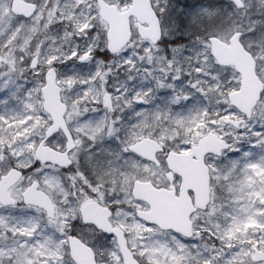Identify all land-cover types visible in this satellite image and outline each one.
Wrapping results in <instances>:
<instances>
[{"label": "rangeland", "instance_id": "obj_1", "mask_svg": "<svg viewBox=\"0 0 264 264\" xmlns=\"http://www.w3.org/2000/svg\"><path fill=\"white\" fill-rule=\"evenodd\" d=\"M106 1L121 10L127 8L129 3L128 0ZM239 1L244 4L242 9L237 7L234 0H156L153 6L162 23L160 13L165 8L169 9L165 14L170 26L167 32L163 28L164 37L168 40L176 35L186 36L189 33H202L199 34L202 37L217 35L212 28L217 21L228 23L230 31L217 35L227 40L235 31L252 29L264 22L262 0ZM44 9L45 5L33 20L16 28L14 34L5 40L11 48L17 43L16 51L11 50L13 59L10 56L0 57V104L14 103L21 108L20 124L15 125L10 142L0 144V176L12 166L24 169L27 173L25 178L11 190L14 199L20 198L33 180H38L42 189L60 204L55 221L48 220L38 209L21 204L10 210L0 207V264H72L64 239L61 238L65 224L69 218L73 219L78 215L81 203L89 192L103 203H108L114 196V190L103 185L102 188L92 186L87 180L81 185L71 173L65 176L54 167L36 166L35 147L42 138V129L47 125L48 118L42 110L41 95L35 90L37 75L30 74L27 69L30 56L39 55L41 65H56L61 73L65 72L63 66L69 60L75 61L73 66L85 77L79 82L66 79L61 81L65 87V100L70 106L68 123L75 134L84 127H107V135L97 140V145L106 143L123 132L126 139L119 141L122 148L117 157L125 154L128 145L148 136L156 137V140L167 147L174 141L185 138L182 146L195 145L203 133L200 117L207 115L209 111L238 118L236 113L224 107L227 104L225 86L228 84L229 88L237 79L226 69L210 73V63L205 61L209 51L207 44H204L198 55L197 67L187 71L190 80H184L180 72L173 70V63L169 62L164 65L168 69H162L159 74L149 68L148 73L138 72L136 79L129 78L126 75L132 72V67L137 68L136 63L151 67L156 59V49H151L149 44L145 48L136 45L137 41H134L138 38H135L120 56L104 61L102 53L105 51L106 41L103 34L106 25L103 26L98 18L93 0L57 2L47 15ZM171 12L182 20L175 28L169 20ZM12 23L9 0H0V36ZM136 26L133 23L135 33ZM218 30L225 32L228 29L222 25ZM34 37L37 39L33 41ZM56 37L59 38L58 47L53 51L59 53L58 61L54 60L53 55L44 54L45 45H49V41ZM249 47L264 48V40L258 36L249 43ZM82 57H88L89 60L80 65L78 60L83 59ZM260 76L264 77V67L260 69ZM107 88L110 89L115 104L113 113H108L101 106L100 97L102 98ZM76 97H80V103L76 102ZM139 97L146 99L143 107L132 104V99ZM127 108L131 110L128 112L129 118L135 121L122 126L119 116ZM77 122L80 127L74 126ZM210 130L238 143L232 144L231 151L224 155L222 161L213 163L217 165V181L224 177L222 167L231 161L232 154H241L243 158L235 162V169L250 157L259 158L264 155V105L259 107L255 117L241 131L226 129L223 125L218 128L211 126ZM51 146L56 149L64 148L63 137L54 138ZM77 156L78 152L74 153L72 159L76 160ZM101 157L99 155L95 162L86 158L84 163L93 172H103L102 175L106 176L110 170L105 167ZM118 159L114 163L123 166L121 159ZM127 161L128 167L121 169L130 171L123 178L126 186L131 176L135 177L137 173L143 176L144 169L148 168L133 159ZM69 187L73 189L72 196L69 194ZM261 193H264V165L263 169L258 170L249 164L240 174L236 173L230 199L219 208L215 204L211 211L207 231L212 234L214 242L222 245L220 249L201 245V230L197 231L194 242L187 243L173 234H163L139 223L131 209L141 208V205L127 192L124 194V201L119 199L126 205L117 202V216L125 223L128 219L132 220L128 229L132 232V239L136 240L137 257L145 264H192L200 260L203 264H254V250L264 251V217L263 208L259 204L263 203ZM73 197L74 202L69 207V200ZM144 231L148 235L146 241L142 240ZM99 251L105 257V261L100 264H119L115 248L110 249L105 244Z\"/></svg>", "mask_w": 264, "mask_h": 264}, {"label": "water", "instance_id": "obj_2", "mask_svg": "<svg viewBox=\"0 0 264 264\" xmlns=\"http://www.w3.org/2000/svg\"><path fill=\"white\" fill-rule=\"evenodd\" d=\"M133 5L126 12H119L115 6L108 5L104 0H98V6L102 19L108 23L109 30L107 33L108 51L111 55L119 53L124 49L132 38V32L130 27L131 17L136 18L141 26L138 28V33L142 39H148L154 44H158L162 40V31L157 15L152 9L151 0H132ZM12 12L26 19L32 18L37 12V6L34 4H28L23 0L12 1ZM147 25L148 27H145ZM241 34H236L230 41V45H227L220 40L210 39L212 55L221 66H234L238 73L241 75V89L239 92L229 95V101L232 106L236 107L242 114L250 118L252 111L255 108L257 101L260 99L262 92V84L256 76V66L251 55L247 53L239 41ZM31 67L33 69L38 67V58H35ZM57 75L54 70H50L46 74V86L42 89L44 98V109L51 115L53 119V125L47 132V138L57 133L62 129L65 135L70 139L69 133L66 128L64 116L66 114V106L62 104L60 93L61 89L56 84ZM105 103L109 108H112V102L109 95H106ZM240 122L233 120H226L225 124L233 125L238 128L241 125ZM228 145L224 140H220L214 134H208L203 138L198 147L193 148L191 156H195L203 162L204 157L208 154L221 156L223 150H227ZM131 151L138 155L153 160L157 152H161L162 148L154 140L146 139L136 146L131 148ZM38 159L43 163H54L62 168H69L71 163L67 159V154L60 155L41 146L37 153ZM175 159H180L183 156L177 154H171ZM22 174L16 170L11 171L8 175L2 177L0 182V203L4 206L14 205L15 202L10 197L8 191L11 187L19 182ZM150 184L136 183L134 188V197L140 200H148L147 194L152 191ZM154 191V190H153ZM156 192V191H154ZM146 193V195H145ZM25 204L34 205L45 210L50 218H54V206L52 205L49 197L41 191H38V184L34 183L30 186L23 195ZM152 205L151 212L143 213L139 212L138 217L145 220L148 223L156 224L163 230L173 229L176 232L184 234L190 237V233L187 228L174 225L176 222L167 220L164 217L163 205L158 197L155 196L149 201ZM200 206H205L208 202V190H206L205 198L200 200ZM84 222L95 224L98 229L104 232H114L119 239L121 245V251L125 264H138L132 254L128 251L125 241L119 230H112L108 222V210L102 208L97 204L87 205L83 212ZM101 216L102 220L98 217ZM186 223V221L181 222ZM88 251L82 248H77L71 245V255L75 262L78 264H87L90 260V255H87ZM87 260V261H86ZM254 262H264V252L256 251ZM93 263V259L90 260Z\"/></svg>", "mask_w": 264, "mask_h": 264}, {"label": "flooded vegetation", "instance_id": "obj_3", "mask_svg": "<svg viewBox=\"0 0 264 264\" xmlns=\"http://www.w3.org/2000/svg\"><path fill=\"white\" fill-rule=\"evenodd\" d=\"M65 150V149H64ZM190 150H182L181 153H189ZM76 153V152H75ZM94 156L92 160L95 162L99 159V151L96 153H93ZM96 154V156H95ZM102 161L103 158L101 157ZM167 160V153L161 154L158 157L159 165H153L148 162H143V165H147L149 169H147V173L144 175H147V177H150L151 175L154 179H151L154 181L155 187L158 189H164L168 191L167 194L164 196L169 200L173 198L172 200L169 201H175L178 200L181 197V190L183 186V178L179 175L173 174L166 163ZM230 163L227 166V183L229 184L228 191H230V188L232 189V185L234 184V166H235V158L232 156L230 159ZM76 160H73V162ZM143 161V160H142ZM216 162V159L213 157H208L206 158V164L209 169V176H210V185L212 187V182H213V176L215 175V170L213 166H211V163ZM78 164V163H77ZM79 165V164H78ZM238 172V170H237ZM66 176V174H64ZM68 175V174H67ZM146 177V178H147ZM190 178V177H189ZM191 184V178L190 181H188V185ZM213 189V188H212ZM101 191V189H99ZM124 197V195H123ZM260 198H262V201H264V193L260 194ZM186 200H189L192 204L195 203V194L193 191L188 190ZM88 203V202H87ZM112 207L113 211V217L111 218V225L113 228H122L125 233V237L128 243L129 248L132 250V252L136 253V240L132 239V232L128 229L129 228V222L125 223L124 221H120V219L117 216L118 213V207L116 208L114 205L109 203ZM264 205V204H261ZM82 209V208H81ZM211 210V206L208 208V211ZM208 211L206 213L202 212H196L191 220L193 224V230L196 233L197 231L201 230L203 233V236H206V232L209 228V222L211 219V214H208ZM81 212V210H80ZM67 229L63 230L62 235H63V242L65 243V249L69 251V238L74 237L80 240L84 245L90 247L96 255V259L98 264L103 263L105 261L104 255L99 251L100 249L104 248L105 244H108L110 249L115 248L116 252L119 255V260L122 264V260L120 257V252H119V246L118 242L115 236L112 235H106L102 231L97 230L95 227L90 226V225H84L82 221H77V223L72 226L70 223L66 227ZM147 232L145 231V234ZM147 240V237L145 238ZM187 242H194L192 241H187ZM109 261V260H106Z\"/></svg>", "mask_w": 264, "mask_h": 264}, {"label": "clouds", "instance_id": "obj_4", "mask_svg": "<svg viewBox=\"0 0 264 264\" xmlns=\"http://www.w3.org/2000/svg\"><path fill=\"white\" fill-rule=\"evenodd\" d=\"M260 37V39L264 40V22L256 26L252 29H247L241 32V35L239 37L240 43L245 46L246 50L250 52V54L253 56V58L256 60L257 63V71L259 72L262 67H264V48L257 49L256 47H249V43L251 41H255L257 37ZM264 105V97H261L257 101L256 107ZM76 127H80L81 125L79 122H77ZM115 131V129H112ZM109 129L107 127L101 128L99 125H97L96 128H88L84 127L82 131H79L75 134L74 139L76 140V146L72 150L73 152H78L77 160L73 162V165H71L67 171L71 173L72 176H74L77 180V183L83 185V181L87 180L89 184H93L95 186H99L98 181L95 179L92 171L88 166L84 163V160L87 158V156L93 154L97 150V140L103 139L106 135ZM95 137V139L93 138ZM77 163L79 166L77 167ZM36 179H39L37 177ZM42 186V185H41ZM105 193L107 195V189L105 188ZM70 196L73 194V189L71 187L68 188ZM89 194H91L89 192ZM74 202V197L69 200V207ZM72 220L69 218L70 225L74 226L77 221Z\"/></svg>", "mask_w": 264, "mask_h": 264}, {"label": "trees", "instance_id": "obj_5", "mask_svg": "<svg viewBox=\"0 0 264 264\" xmlns=\"http://www.w3.org/2000/svg\"><path fill=\"white\" fill-rule=\"evenodd\" d=\"M36 3H47L48 5L52 4L54 2V0H30ZM177 22H179L178 17L176 15L172 14V23L176 24ZM81 23V22H80ZM16 24L12 23L4 32V34L0 37V56H6L7 53V49H8V44L5 42V40L7 38H9L10 36H12L16 30ZM193 37H189L188 35H186L185 37L182 35H177L175 39H173L174 44H177L178 46L186 44L187 41L193 40ZM177 40V41H176ZM178 40H180V42H178ZM205 40V39H204ZM56 41V39H55ZM166 43H168L166 41ZM56 46V44H55ZM179 57V62L176 61V66L181 69H185L189 64H191L193 57H191V53L189 51H182L181 53L178 54ZM173 59V56L167 52H165V55L162 54L161 56V60H164V64L167 61H170ZM182 63V64H181ZM43 71V69L41 68L38 73H41ZM40 83L43 82V77L41 75L40 77ZM35 90H37V87L35 88Z\"/></svg>", "mask_w": 264, "mask_h": 264}, {"label": "snow or ice", "instance_id": "obj_6", "mask_svg": "<svg viewBox=\"0 0 264 264\" xmlns=\"http://www.w3.org/2000/svg\"><path fill=\"white\" fill-rule=\"evenodd\" d=\"M218 38H219V37L213 36L211 39L216 40V39H218ZM82 58H86V57H82Z\"/></svg>", "mask_w": 264, "mask_h": 264}]
</instances>
